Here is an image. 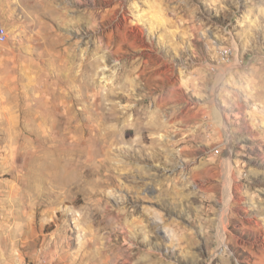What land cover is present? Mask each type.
I'll use <instances>...</instances> for the list:
<instances>
[{"label":"rangeland","instance_id":"374dc122","mask_svg":"<svg viewBox=\"0 0 264 264\" xmlns=\"http://www.w3.org/2000/svg\"><path fill=\"white\" fill-rule=\"evenodd\" d=\"M0 23V264H264V0Z\"/></svg>","mask_w":264,"mask_h":264},{"label":"built area","instance_id":"2783aa9c","mask_svg":"<svg viewBox=\"0 0 264 264\" xmlns=\"http://www.w3.org/2000/svg\"><path fill=\"white\" fill-rule=\"evenodd\" d=\"M8 41V31L6 27L0 23V45L5 44Z\"/></svg>","mask_w":264,"mask_h":264},{"label":"bare ground","instance_id":"6f19581e","mask_svg":"<svg viewBox=\"0 0 264 264\" xmlns=\"http://www.w3.org/2000/svg\"><path fill=\"white\" fill-rule=\"evenodd\" d=\"M226 167V166H225ZM228 168V167H227ZM222 215V214H221ZM221 219V218H220ZM223 222V227L225 228V225H224V223H225V221H222ZM219 227H222V226H219ZM224 230V229H223ZM222 232V231H221Z\"/></svg>","mask_w":264,"mask_h":264}]
</instances>
